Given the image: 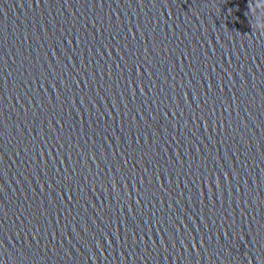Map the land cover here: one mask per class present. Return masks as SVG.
<instances>
[{
    "label": "water",
    "instance_id": "obj_1",
    "mask_svg": "<svg viewBox=\"0 0 264 264\" xmlns=\"http://www.w3.org/2000/svg\"><path fill=\"white\" fill-rule=\"evenodd\" d=\"M0 264H264V0H0Z\"/></svg>",
    "mask_w": 264,
    "mask_h": 264
}]
</instances>
